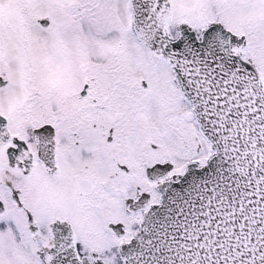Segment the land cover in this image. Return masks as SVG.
<instances>
[{
    "label": "snow or ice",
    "instance_id": "1",
    "mask_svg": "<svg viewBox=\"0 0 264 264\" xmlns=\"http://www.w3.org/2000/svg\"><path fill=\"white\" fill-rule=\"evenodd\" d=\"M0 264H264V0H0Z\"/></svg>",
    "mask_w": 264,
    "mask_h": 264
}]
</instances>
